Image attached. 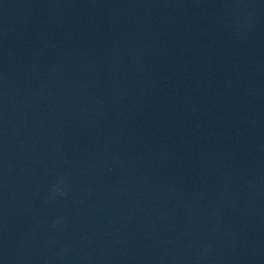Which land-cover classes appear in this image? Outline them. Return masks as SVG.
I'll use <instances>...</instances> for the list:
<instances>
[{
    "label": "water",
    "instance_id": "obj_1",
    "mask_svg": "<svg viewBox=\"0 0 264 264\" xmlns=\"http://www.w3.org/2000/svg\"><path fill=\"white\" fill-rule=\"evenodd\" d=\"M0 264H264V0H0Z\"/></svg>",
    "mask_w": 264,
    "mask_h": 264
}]
</instances>
